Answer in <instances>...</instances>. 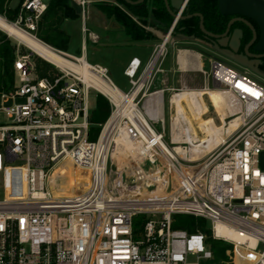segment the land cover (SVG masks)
Masks as SVG:
<instances>
[{
  "label": "built area",
  "instance_id": "built-area-1",
  "mask_svg": "<svg viewBox=\"0 0 264 264\" xmlns=\"http://www.w3.org/2000/svg\"><path fill=\"white\" fill-rule=\"evenodd\" d=\"M75 1L85 16L89 1ZM189 1L149 61L129 62L128 91L84 54L58 50L75 67L40 76L33 52L16 53L14 87L0 100V264H215L208 236L173 228L174 214L206 219L211 238L232 245L222 264H264V79L213 57L198 69L201 88H170L168 118L165 89L154 85ZM46 10L44 0H22L13 23L36 36ZM92 90L111 105L94 139ZM185 90L222 92L225 119L239 122L205 141L187 102L183 112L172 103ZM124 139L131 151L114 157Z\"/></svg>",
  "mask_w": 264,
  "mask_h": 264
},
{
  "label": "trees",
  "instance_id": "trees-1",
  "mask_svg": "<svg viewBox=\"0 0 264 264\" xmlns=\"http://www.w3.org/2000/svg\"><path fill=\"white\" fill-rule=\"evenodd\" d=\"M96 1L95 6L97 9L104 13L107 18L114 19L133 41H155L157 36L148 31L146 25L167 30L174 20L164 0H145L143 5H132L125 0ZM18 12L19 8L16 10L7 8L5 14L8 19L16 20ZM196 12L202 14L203 23L207 30L214 32L225 27V19L228 16H224L219 12L218 0H190L183 14H194ZM59 13L68 18H76L78 16L72 0H52L43 18L39 20L35 32V35L39 39L54 47L63 46L68 41V37L63 32L61 33L59 30L53 28L54 24L60 18ZM42 30H45L50 35L62 38V42H53L42 34ZM178 32L185 35L195 34L196 36H200L202 34L200 17L192 16L186 19H179L174 28V33L176 34ZM15 57L14 47L0 37V100L3 93L11 91L14 87ZM36 64L40 76H45L48 72H55L51 64L40 58L36 59ZM260 69L264 72V58L261 61ZM110 111L111 105L109 101L101 94H98L97 106L91 111L90 115V121L92 123L91 139L97 136L100 130V124L107 119ZM68 191L67 187L66 193ZM143 218L144 216L142 215L135 218V231L139 228ZM172 227L175 229H184L190 233L196 231L204 232L209 238L208 240L210 241V246L216 261L215 264H222L230 260V253L228 251L232 253V245L221 240H213L206 219L190 214H174L172 217Z\"/></svg>",
  "mask_w": 264,
  "mask_h": 264
},
{
  "label": "rangeland",
  "instance_id": "rangeland-1",
  "mask_svg": "<svg viewBox=\"0 0 264 264\" xmlns=\"http://www.w3.org/2000/svg\"><path fill=\"white\" fill-rule=\"evenodd\" d=\"M8 1L9 0H0V14L2 16H4L6 19H8L6 14H5L7 8H9L11 10H16L19 8L20 2H21V0H10V2L8 4ZM44 1L46 3H48L49 0H44ZM96 2H97L96 0H93V1H89L87 3L84 23L88 29L87 30L88 36L93 31V32H96L99 35H101L102 38H101L99 43H93L91 40H89V39L87 40V42H88L87 60L90 63H99V64L106 66L108 68V75L112 79V81L120 89H122L123 91H126L130 85L128 83L127 77L123 73V70H124L125 62L128 60L130 53L132 52V48H134V47L125 44V36L126 35L123 32L116 31V30L111 31L112 28L110 27V24L112 22H110V21L106 22L103 15L100 13L99 14L97 13L98 9L95 6ZM79 16H80V19H79L78 23H76V26L78 25L80 28V26L82 25V22H83V19H82L83 15L82 14L78 15V18H79ZM73 19H75V18H73ZM107 19H109V18H107ZM8 20L12 21V22L15 21V20H10V19H8ZM111 20L113 22H116L114 19H111ZM103 22L106 23V29H104V27H103V24H102ZM172 23H171V25H172ZM146 28L148 31L152 32L153 34H155L157 36V41H158L162 38V36L167 32V30L170 27L167 30H164V29H158L156 27H151L149 25H146ZM0 37L3 38L5 41H8L14 47L15 56H16V53L18 51H20V53L32 52L25 45L21 44L16 39L9 36L5 32H3L2 30H0ZM82 37H83V33L79 30V36H77V41L78 40L80 41V39H82ZM170 42L173 45L175 44L176 46H180V47H184V48L194 47L195 49H198L199 51H201L205 56L207 53H211L213 55V57L218 58L222 61H225L226 63L230 64L231 66H233V67H235L241 71L246 70L237 60H235L232 57L231 54L226 53V52L221 51V50H218V49L210 48L209 46H206V45L203 46L204 45L203 43H201L198 39H193L191 37V35L181 34L180 32L175 34L173 32L171 35ZM64 52H67V51H64ZM81 52H82L81 49L77 50V53H74L73 55L78 56L81 54ZM169 53H170V51H169ZM34 58H35V60L37 58L44 60L43 58L36 55L35 53H34ZM205 60H207V59H205ZM44 61H46V60H44ZM49 64H51V63H49ZM52 66L54 67V65H52ZM54 70L56 71L55 67H54ZM203 79H204L203 75H200V74L194 75L193 77H191L192 82L191 81H189V82L191 83V86L193 85V86H196L195 88H199L198 87L199 83H201L203 81ZM214 91H218V90H214ZM97 98H98V93L96 91L92 90L90 92L89 98H88L91 109H94L97 106ZM169 98H170V94H168L165 97V101H166L165 113H166L167 118L170 115V108H169V104H168ZM208 98H203L204 100H202L203 110H204V108L206 109V110H204L206 112V114L204 113L205 115H202V119H207V118L212 117L215 119L217 124H220L221 122H220L219 117L217 115L218 113H216L217 106L213 102L214 98L212 99L211 96H209ZM21 100H22L21 98H16L15 100L14 99H8L3 105L4 106H11L14 103L20 102ZM209 100L211 101V103ZM189 109H190V107H189ZM207 111H208V113H207ZM173 113H174V109H173ZM192 115L194 118L192 121V124L194 125L193 128L195 129L194 131L197 132V134H199L198 126H201L200 125L201 119H195L193 112H192ZM5 120H6L5 114L3 113L2 110H0V124L4 123ZM230 120H231V118H229V117L226 120V125L224 128V134L226 133L225 131H229V128H227V125H228V122ZM167 124H168V119H167ZM203 137H205V136H203ZM167 139H168V137H167ZM123 149L126 151V154H128V151H131L132 148H129L128 146L127 147L124 146ZM114 161H115V164H117V165H119L121 162H123L120 159L119 160L115 159ZM67 174H68L69 178H71V173H70L69 169L67 170ZM65 179H67V178H65ZM69 181H70V179H69ZM0 197H2V195H0Z\"/></svg>",
  "mask_w": 264,
  "mask_h": 264
},
{
  "label": "crops",
  "instance_id": "crops-1",
  "mask_svg": "<svg viewBox=\"0 0 264 264\" xmlns=\"http://www.w3.org/2000/svg\"><path fill=\"white\" fill-rule=\"evenodd\" d=\"M22 1V0H21ZM52 0H49L47 4V7L49 6L50 2ZM74 1V0H72ZM10 0L8 1L9 4ZM21 4V2H20ZM20 7V6H19ZM76 10V9H75ZM77 12V11H76ZM19 13V12H18ZM46 13V12H45ZM44 13V14H45ZM97 13L102 14L106 22L110 21L112 22L110 24V27L112 28L111 31L116 30L123 32L125 36V44L132 46V52L130 53V56L128 60L125 62L123 73L125 74V70L129 64V62L133 58H138L141 61L142 67L149 61L154 45L159 41L157 39L155 41H133L130 39V37L121 29L120 25L117 22H113L111 19H107L106 15L102 13L101 11L97 10ZM43 14V16H44ZM59 20L54 24L53 28L59 30V32H63L67 37L68 41L63 46L54 47L45 41L47 45L52 46V48H55L57 50H63L69 52V54L77 53V50L81 49V54H84L87 59L88 54V42L87 40H91L93 43H99L101 40V35H99L96 32H91L90 35H87V27L84 23L85 16H81L83 19L82 25L76 26V23H78L80 16L73 18L64 17L61 13ZM78 15L82 14L81 12L78 13ZM42 16V18H43ZM103 27L106 29V23L103 22ZM86 29V30H85ZM79 30L83 33L82 39L80 41H77V36H79ZM42 34L46 37H48L53 42H62V38L56 37L55 35H50L45 32V30H42ZM87 35V36H86ZM38 38V37H37ZM39 39V38H38ZM99 39V40H98ZM169 55L166 58L164 65H163V71L158 74L157 79L155 81V87L160 89H165L164 94L165 97L168 94H171L172 91L170 88H190V89H197L196 86H191V77L194 75H202L200 72H198V69L202 67L205 70L210 69V62L213 58V55L211 53H207L206 56L199 51L198 49H195L194 47H180L176 46L175 44H170L169 46ZM80 54V55H81ZM79 56V55H78ZM207 59V60H205ZM95 64V63H94ZM99 64V63H98ZM102 65V64H101ZM104 66V65H103ZM141 67V69H142ZM245 72L251 73L249 70H244ZM127 77V76H126ZM128 79V77H127ZM192 82V81H191ZM128 83L130 85L129 79ZM190 83V84H189ZM209 84L212 85V79H209ZM203 86V81L199 83V88ZM131 88V85L126 90L128 91Z\"/></svg>",
  "mask_w": 264,
  "mask_h": 264
},
{
  "label": "bare ground",
  "instance_id": "bare-ground-1",
  "mask_svg": "<svg viewBox=\"0 0 264 264\" xmlns=\"http://www.w3.org/2000/svg\"><path fill=\"white\" fill-rule=\"evenodd\" d=\"M0 30L8 34L9 36L16 39L21 44L25 45L31 51H33L36 55L40 56L47 62L51 63L57 67H71L75 66L68 60L66 55L51 46L47 45L40 39L36 38L33 34H30L13 22L7 20L4 16L0 15ZM204 94H207L208 97L211 96L214 98V103L216 104V113L220 116V124H217L215 119L210 117L207 119H202V115L206 113L203 110ZM187 102L190 109L194 113L195 119H201L200 125L206 136L204 137L205 141H216L221 139L224 134V128L226 125V116L228 115L227 111V100L225 95L220 91L208 90L207 92H203L202 90H185L182 92H178L172 97V103L176 106L177 112H183L184 106L183 102ZM239 122V118L231 119L228 122L229 131H231ZM198 124V123H197ZM194 126V125H193ZM227 130V129H226ZM226 132V131H225ZM196 133V132H195ZM124 146H128L132 148L133 145L127 139H124L122 143L116 148L117 150L114 152V157H118L119 153L126 154V151L123 149ZM179 151H182L181 147H178ZM122 163V162H121ZM66 167L69 169L68 164ZM71 173V172H70ZM73 173H71V176ZM236 235V234H235ZM238 236V235H236Z\"/></svg>",
  "mask_w": 264,
  "mask_h": 264
},
{
  "label": "water",
  "instance_id": "water-1",
  "mask_svg": "<svg viewBox=\"0 0 264 264\" xmlns=\"http://www.w3.org/2000/svg\"><path fill=\"white\" fill-rule=\"evenodd\" d=\"M93 1V0H88ZM132 5H143L145 0H125ZM165 5L170 12L171 16L175 19L178 16V12L185 4V0H164ZM74 8L78 13L81 12V6L74 0L72 2ZM218 10L224 16L237 15L239 18H233L228 24L226 33H228L231 24L234 20H242L250 25L253 30V37L250 42L245 46L243 59H236L245 69L251 73L264 79V72L260 69L262 58H264V0H218ZM192 16L200 17V29L206 37L219 38L221 35L215 34L207 30L203 23V16L201 13L186 14L183 13L179 16V19H186ZM254 20L259 27V36L255 28L246 19ZM166 30V29H165ZM242 31L240 29L235 30V34L229 44L232 53H237L239 49L240 37ZM37 38V37H36ZM229 38L226 37L223 40H219L222 46L226 45ZM253 52L249 50V47L253 45ZM50 46V45H49ZM52 47V46H51ZM55 49V48H54ZM33 52V51H32ZM230 53V54H232ZM261 165L264 167V152L260 155Z\"/></svg>",
  "mask_w": 264,
  "mask_h": 264
},
{
  "label": "flooded vegetation",
  "instance_id": "flooded-vegetation-1",
  "mask_svg": "<svg viewBox=\"0 0 264 264\" xmlns=\"http://www.w3.org/2000/svg\"><path fill=\"white\" fill-rule=\"evenodd\" d=\"M233 18H239V16H237V15L228 16L225 19V27L223 29H221V30H217V31H214L213 32L215 34L221 35V37H219V38L206 37L203 34V32H202V34L200 36H196L195 34H193V35H191V37L193 39H198L201 43L204 44L203 46L206 45V46H209L210 48L218 49V50H221V51H224V52L230 54L232 52H231V48H230L229 44L231 42L232 37L235 34V30L240 29L242 31V36L240 37V43H239V46H238L239 47L238 52L237 53H232L231 55H232V57L235 60L237 58L238 59H243L242 57L245 54L244 53L245 46L252 39V37H253V30L250 27V25L247 24L246 22H244L242 20H239V19L238 20L236 19L231 24L228 33H226L227 28H228V24H229L230 20L233 19ZM246 19L255 28V30L257 31V35L259 36V27H258L257 23L254 20H252V19H249V18H246ZM226 37H228L229 40H228V42H226V45L225 46H222L220 44L219 40H223ZM253 46H254V44L249 47V50L251 52H253ZM262 60H263V58H262Z\"/></svg>",
  "mask_w": 264,
  "mask_h": 264
}]
</instances>
